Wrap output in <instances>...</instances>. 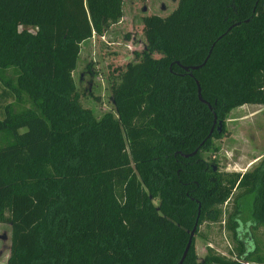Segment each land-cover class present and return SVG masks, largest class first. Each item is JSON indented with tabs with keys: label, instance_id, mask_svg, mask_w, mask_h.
<instances>
[{
	"label": "trees",
	"instance_id": "16d2710c",
	"mask_svg": "<svg viewBox=\"0 0 264 264\" xmlns=\"http://www.w3.org/2000/svg\"><path fill=\"white\" fill-rule=\"evenodd\" d=\"M121 13L122 0H0L6 264H175L194 220V233L204 221L228 229L234 257L207 246L197 260L192 236L180 264L259 261L264 156L240 172L202 152L231 108L264 104V0H177L141 15L147 46L112 73L114 113L96 117L72 71L81 42ZM213 113L222 127L207 136Z\"/></svg>",
	"mask_w": 264,
	"mask_h": 264
},
{
	"label": "rangeland",
	"instance_id": "374dc122",
	"mask_svg": "<svg viewBox=\"0 0 264 264\" xmlns=\"http://www.w3.org/2000/svg\"><path fill=\"white\" fill-rule=\"evenodd\" d=\"M176 1L122 0V13L117 21L109 25L102 36H91L81 42L72 77L77 100L82 107L88 108L96 117L106 111L114 113L109 87L112 73L137 60L147 46L141 33L140 16L149 13L164 15ZM152 54L158 55L157 52ZM2 87L0 79V89ZM7 101L15 108L25 104L24 99L15 100L12 96ZM224 127L226 133L213 138L217 148L202 152L216 168L242 172L264 156V104L244 103L231 108L224 119ZM243 212L245 215L246 209ZM9 232V224L0 222V264H6ZM250 232L255 254L260 260H238V264H264V223L256 224ZM193 244L197 260L202 259L207 246L214 252L234 257L228 251L232 247L229 230L218 222L199 224L198 232L193 234Z\"/></svg>",
	"mask_w": 264,
	"mask_h": 264
},
{
	"label": "water",
	"instance_id": "95a60500",
	"mask_svg": "<svg viewBox=\"0 0 264 264\" xmlns=\"http://www.w3.org/2000/svg\"><path fill=\"white\" fill-rule=\"evenodd\" d=\"M205 58L203 59V61L200 63V64H197V65H192L191 67L195 68V67H198L200 66L203 62H204ZM197 92H198V89H197ZM198 96H199V93H198ZM221 127H222V123H221V120L219 119H216V115L213 113V119H212V123H211V126L209 128V131L207 133V136L210 135L211 131L213 128H215L217 131H220L221 130ZM195 151V149L189 153H184V155H190L192 154L193 152ZM197 213H198V209H197ZM195 228H196V220H194L193 222V225L191 227V229L189 230L188 232V237H187V240H186V243L184 245V248L182 250V253L180 255V258L179 260L177 261V263L175 264H180V262L182 261L183 257L185 256L186 254V251L188 249V246L190 244V241H191V237L193 236L194 234V231H195Z\"/></svg>",
	"mask_w": 264,
	"mask_h": 264
},
{
	"label": "crops",
	"instance_id": "0c3cea01",
	"mask_svg": "<svg viewBox=\"0 0 264 264\" xmlns=\"http://www.w3.org/2000/svg\"><path fill=\"white\" fill-rule=\"evenodd\" d=\"M262 223H264V222H261V223H258V224L260 225V224H262Z\"/></svg>",
	"mask_w": 264,
	"mask_h": 264
}]
</instances>
